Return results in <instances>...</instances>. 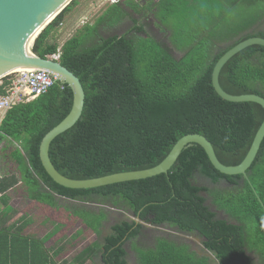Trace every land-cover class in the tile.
<instances>
[{"label": "trees", "instance_id": "trees-1", "mask_svg": "<svg viewBox=\"0 0 264 264\" xmlns=\"http://www.w3.org/2000/svg\"><path fill=\"white\" fill-rule=\"evenodd\" d=\"M77 2L73 0L38 36L32 49L36 55L57 53L58 45L49 38ZM238 11L241 14L234 17ZM127 18L132 23L122 34L101 33L105 22L114 26ZM152 25L165 33L164 38L150 32ZM85 30L63 44L59 59L79 77L86 94L79 121L50 147L61 174L92 179L149 169L182 137L195 133L209 139L223 164L243 162L264 121V108L222 98L213 85V70L238 43L264 38V0H124ZM91 37L94 43L89 46ZM177 52L182 55L177 57ZM11 80L2 79L0 96ZM220 84L233 95L264 97V46L252 45L234 55L220 73ZM73 101L72 89L58 82L8 109L1 121L0 264H59L34 227L35 218L47 221L63 212L75 225L66 226V240L58 242V252L65 250L61 259L73 252L74 241L83 233L81 225L98 236L77 256L78 264L88 258L130 264L129 243L138 264H264V140L246 174L221 173L205 149L194 143L182 150L168 173L71 189L47 173L40 145L70 113ZM196 173L217 186L196 184ZM223 181L228 189L218 187ZM13 194L19 198L17 207L10 204ZM59 198L70 205H62ZM30 201L42 210L40 217L9 218L12 210ZM111 209L132 211L134 217L112 221L122 214L112 215ZM219 211L227 217L221 218ZM145 224L170 225L204 240L194 248L157 237L153 246L143 247Z\"/></svg>", "mask_w": 264, "mask_h": 264}, {"label": "water", "instance_id": "water-1", "mask_svg": "<svg viewBox=\"0 0 264 264\" xmlns=\"http://www.w3.org/2000/svg\"><path fill=\"white\" fill-rule=\"evenodd\" d=\"M72 1L0 0V80L21 68L42 69L58 75L59 80L62 83H66L73 91L74 101L70 113L44 136L40 145L42 164L56 183L71 189H91L168 173L182 150L194 143L201 145L205 149L211 163L221 173L227 175L246 174L255 161L264 140V121L246 158L237 166L223 164L217 157L214 146L209 139L195 133L182 137L159 165L149 169L120 172L92 179H71L61 174L51 160L50 147L57 136L72 128L79 121L84 110L86 94L81 80L74 72L62 65L60 60L36 55L32 49L38 37L32 45L30 44V39L39 29L41 34ZM252 45L264 46V38L260 36L250 37L228 50L216 63L212 81L217 93L225 100L233 102L252 101L264 108V97L257 94L233 95L225 91L220 84V73L225 64L234 55Z\"/></svg>", "mask_w": 264, "mask_h": 264}, {"label": "rangeland", "instance_id": "rangeland-1", "mask_svg": "<svg viewBox=\"0 0 264 264\" xmlns=\"http://www.w3.org/2000/svg\"><path fill=\"white\" fill-rule=\"evenodd\" d=\"M77 1H78L77 4L72 5V7L70 8V10L67 12V14L65 16L64 21L62 23H60V26L57 28L56 31H53V34L49 38L50 43H54V44L58 45L57 53L61 51L63 44L67 40H69L71 37H73L75 35L82 36V34H84V32L86 31L85 28L87 25L95 24L96 21L98 20V18L105 15V13L109 9V7H111L113 4H116V3H122L124 0H118V1H116V0H77ZM139 1L142 3L145 2V0H139ZM240 14L241 13L238 11V12H235L233 16L237 17ZM150 22L155 23V20L153 18H150ZM105 23L108 24L109 26L105 25L101 29V33H103L106 36V35H110V34H122L125 31L126 26H128V24H131L132 22H131L130 18L129 19L127 18L123 21V23H119V24H116L114 26H111V24H109L108 22H105ZM155 27H154V25H152L150 28V32L155 34V36L158 38H164L165 33L160 31V29L157 26H155ZM93 43H94V40L91 37V39L89 41V44H90L89 46H91ZM86 47H88V46H86ZM181 55L182 54L180 52H177V57H180ZM10 76H11V79H16V77H17L15 74H11ZM0 83H2V80H0ZM5 113H6L5 110H0V123H1L2 117L5 116L4 115ZM3 161H4V158L0 162L3 163ZM193 181L198 185H203V186H207V187H216L217 186V185L212 184L209 179H207L206 177H204L203 175H201L199 173L195 174ZM218 187H220L221 189H224V188L228 189L229 188L228 185H225L222 182H221V185H218ZM67 203H68L67 205H70L69 201H67ZM35 204L36 203L33 204L32 201H30L28 204H26L24 206V208L21 210V212H17L14 215L10 216L9 218L12 219V221H17L23 214H25V216L26 215L29 216V214H31L33 217H36V216L40 217L42 214V210L38 209V207H36ZM213 208L216 210L215 206H213ZM111 213L113 215H115L117 213L122 214V215H119L118 217L115 216L112 219V221L114 219H115V221H117L119 219H130V218L134 217L132 211H128L127 213L124 214L123 212H119L115 209H111ZM219 216L225 217V214L220 213ZM42 221H43V219H41V217H40L38 222L35 224V227L40 228L41 226H43V227H46L48 229L50 228V230H47V231H49L48 233H53L52 232L53 229L56 230L57 228H59V230L60 229L62 230V229H65L66 226H74L75 225V224H73L74 222L71 221L70 218H67V213H65V212L58 213V214L54 213V216L51 219V221L50 220L46 221L45 225H43L44 223ZM76 223H79V221H77ZM35 227H34V230H37L38 228L35 229ZM77 227H79V226L78 225L75 226L74 230H76ZM80 228L83 230V233L74 241L76 246H75L72 254H70L73 257L76 256V254H78L79 252H81V250L86 245L93 243L94 240H96L95 234L92 232L89 233V231L87 229H85L84 225H81ZM38 230H40V229H38ZM55 233H56V231L53 233L52 237H56L57 233L56 234ZM70 233H71V231L70 232L67 231L68 236L71 235ZM59 235H60V233H59ZM145 235H146V237L143 238L144 243H142L143 247L144 246L145 247L153 246L155 243V238H157V237L169 238L171 240H178L179 242L188 243V244L192 245V247H194V248H198L197 246H200V243H201L198 236L190 235V234L184 233V232H180L175 227H172L170 225L153 226L150 224H145ZM127 248L129 250L128 258H129L130 264H138V258H137L136 252L134 249H132L130 243L127 245ZM209 255L212 256L211 253H209ZM96 262L97 263H95V264H102L99 259H97ZM87 264H89V263H87ZM90 264H91V262H90Z\"/></svg>", "mask_w": 264, "mask_h": 264}, {"label": "built area", "instance_id": "built-area-1", "mask_svg": "<svg viewBox=\"0 0 264 264\" xmlns=\"http://www.w3.org/2000/svg\"><path fill=\"white\" fill-rule=\"evenodd\" d=\"M50 57L59 60L61 51ZM13 74L17 77L11 80V86L7 93L0 96V110L7 111L18 103L31 101L61 82L58 75L42 69L32 68Z\"/></svg>", "mask_w": 264, "mask_h": 264}, {"label": "crops", "instance_id": "crops-1", "mask_svg": "<svg viewBox=\"0 0 264 264\" xmlns=\"http://www.w3.org/2000/svg\"><path fill=\"white\" fill-rule=\"evenodd\" d=\"M5 115V114H4ZM4 117V116H3ZM3 117H2V119H3ZM2 119H1V121H2ZM1 124V123H0ZM222 183H224L225 185H228L229 186V184L226 182V181H223ZM12 200H10V204L13 206H18V197L16 196V195H12ZM60 199V198H59ZM65 202H67L66 200H65V198H61L60 199V203L63 205V204H65ZM23 208H21V209H17V208H15V210H12L11 212H10V214H11V216L12 215H14L15 213H17V212H21V210H22ZM219 214L220 213H223V214H225L223 211H219L218 212ZM113 215V214H112ZM29 216H31L32 218H34L31 214H29ZM225 217H227L226 215H225ZM225 217H221V218H225ZM12 220V219H11ZM37 220V218H35V222H38V220ZM47 221H49V220H47ZM50 221H51V219H50ZM42 222H44V224L43 225H45L46 224V220H43ZM38 227H35V229H37ZM38 229H40V230H38L37 232V234L40 236V238H42V239H46V243H47V246H49L51 249H52V251H53V253H54V255H55V257L57 258V261H59L58 263L59 264H65V263H67V264H78V261H76L75 259L77 258V256L79 255V254H81V252L84 250V249H86V248H88V247H90L96 240H97V235L95 234V236H96V240H94V242L93 243H90V244H88V245H86L82 250H81V252H79L78 254H76V256H71L70 254L69 255H67L64 259H61L62 258V254H64L65 253V250H61L60 252H62V253H59L58 251L60 250V246H59V244H58V242L63 238H65V232H64V230L65 229H60V230H58V229H53L52 230V232L54 233L55 231H56V237H52L53 236V233H48L49 231H47V230H50V228L48 229V228H46V227H43V226H41L40 228H38ZM59 233H60V235H59ZM51 236V237H50ZM200 239V238H199ZM66 240V238L64 239V241ZM204 239L202 238V239H200V245L202 246V241H203ZM57 241V242H56ZM57 252H58V254H57ZM72 254V253H71ZM83 261H81L80 262V264L82 263ZM90 262H91V264H95V263H97L96 261H94L93 259H87L84 263H82V264H87V263H89L90 264Z\"/></svg>", "mask_w": 264, "mask_h": 264}, {"label": "bare ground", "instance_id": "bare-ground-1", "mask_svg": "<svg viewBox=\"0 0 264 264\" xmlns=\"http://www.w3.org/2000/svg\"><path fill=\"white\" fill-rule=\"evenodd\" d=\"M52 19V18H51ZM54 20V19H53ZM40 29L37 31V32H35L33 35H32V37H31V39H30V44L32 45L33 44V42L35 41V39L38 37V35L40 34ZM29 69H32V68H21V69H18V70H16V72L17 71H21V70H29Z\"/></svg>", "mask_w": 264, "mask_h": 264}, {"label": "flooded vegetation", "instance_id": "flooded-vegetation-1", "mask_svg": "<svg viewBox=\"0 0 264 264\" xmlns=\"http://www.w3.org/2000/svg\"><path fill=\"white\" fill-rule=\"evenodd\" d=\"M116 1H118V0H116ZM143 4H145V2Z\"/></svg>", "mask_w": 264, "mask_h": 264}]
</instances>
